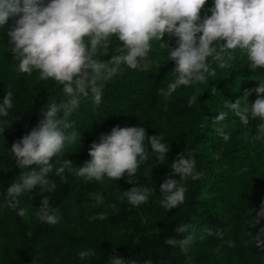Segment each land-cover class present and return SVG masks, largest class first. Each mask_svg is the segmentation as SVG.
I'll return each instance as SVG.
<instances>
[{
  "label": "trees",
  "instance_id": "trees-1",
  "mask_svg": "<svg viewBox=\"0 0 264 264\" xmlns=\"http://www.w3.org/2000/svg\"><path fill=\"white\" fill-rule=\"evenodd\" d=\"M213 7L214 0H207L201 18L211 16ZM17 19L19 16L10 17L0 27V104L8 92L13 94L9 115H0V264H111L115 256L124 258L126 264L131 260L137 264L146 260L151 264H264V248L255 244L256 234L264 229V217L254 227L251 224L264 205V138L255 139L264 120L250 118L244 125L226 107L264 83V67L252 69L247 54L236 49L226 67L212 64L214 77L180 86L165 96L161 90L166 91L176 79V62L168 60L167 50L178 46V37L165 34L163 41L153 39L142 62L148 65L146 70L122 65L113 79L102 81L99 105L91 93L80 98V106L68 118L74 122L68 131H76L79 138L66 144L62 154L51 161L54 167L47 179L56 183V190L37 185L22 194L19 207L26 215L20 217L18 209L6 205L7 188L40 166L20 169L10 149L44 118L42 112L50 104L67 103L70 97L53 79H39V70L31 74L19 71L9 35ZM109 40L108 47L99 49L98 59L104 62L122 54L123 43L115 36ZM257 98L264 99V94L252 91L248 106ZM221 112L227 116L217 123L214 118ZM117 126H142L148 136L162 137L161 142L170 148L167 159L160 161L149 146V159L137 169L138 183L134 184L128 183L126 176L89 181L66 170V179L61 181L55 175L66 159L74 169L90 162L92 143ZM220 127L229 135L227 141L218 134ZM181 153L195 158L196 170L203 176L179 180L187 189L185 201L169 210L160 203V185L168 178H180L171 165ZM132 187L153 190L147 203H128L126 193ZM45 196L60 217L56 225L37 216ZM97 197H102L103 203H98ZM101 213L106 216L103 220L98 218ZM180 224L190 225L188 232L177 233ZM188 236L192 239L183 249L164 243L169 237ZM260 240L264 241V235ZM82 251H93L95 256L81 259Z\"/></svg>",
  "mask_w": 264,
  "mask_h": 264
},
{
  "label": "clouds",
  "instance_id": "clouds-1",
  "mask_svg": "<svg viewBox=\"0 0 264 264\" xmlns=\"http://www.w3.org/2000/svg\"><path fill=\"white\" fill-rule=\"evenodd\" d=\"M206 3L207 0H50L48 3L45 0H0V27L6 25L10 17L19 16L9 32L12 52L19 59V71L31 74L34 69L39 70V79H53L63 85V92L70 97L67 103L50 104L42 112L44 118L12 145L10 151L16 166L27 169L36 164L40 167L10 184L6 192L9 208L18 209L17 214L24 217L26 210L19 207L22 194L37 185L47 186L49 191L56 190V183H49L47 179L54 167L51 161L62 154L66 144L79 138L76 131H68L74 125L68 118L80 106V98H87L91 93L94 103L99 105L104 88L102 81L113 79L122 71V65L146 70L148 65L142 62L151 51L153 39L163 41L165 34L178 37V46L167 50L168 60L176 62V79L168 84L166 91L161 90L165 96L172 95L180 86L204 83L208 76L214 77L216 71L212 64L226 67L227 62L234 59L232 52L236 49L247 54L252 69L264 67V0H214L211 16L201 18ZM112 36L123 43L122 54L112 56L107 62L101 61L99 49L108 47ZM220 41L223 43H217ZM252 91L264 94V83L247 90L235 103L226 104L244 125L249 124L250 118L264 120V99L257 98L251 107L248 106ZM12 95L11 92L6 94L0 104V115H9L13 107ZM226 116L227 113L221 112L214 119L219 123ZM217 132L225 141L229 139L223 127L217 128ZM258 133L255 139L264 138V124L258 126ZM161 140L160 136H148L142 126H117L110 134L102 135L98 143H92L90 162L74 169L72 161L66 159L56 168L55 175L64 181L63 173L68 170L89 181H102L105 177L120 180L126 176L128 183H138L137 169L149 159V146L160 161L167 159L170 148ZM187 157L181 153L171 165L180 178H168L160 185L163 194L160 203L166 209H175L185 201L187 189L179 180H198L203 176L196 170L195 158ZM150 191L153 190L132 187L126 193L127 201L133 206L145 204ZM97 202L103 203L102 197H97ZM37 216L49 225H56L60 220L47 196L42 197ZM261 217H264V205L257 219L251 221L253 227ZM98 218L103 220L106 216L101 213ZM189 227L180 224L175 231L183 234ZM208 234H212L211 230ZM217 235L222 238V233ZM261 235L264 229L256 234L255 244L264 248ZM191 239V236L169 237L164 243L183 249ZM79 255L84 259L95 256V252L82 251ZM111 264L126 262L115 256ZM130 264H137V261L131 260ZM144 264H151V261L146 260Z\"/></svg>",
  "mask_w": 264,
  "mask_h": 264
}]
</instances>
